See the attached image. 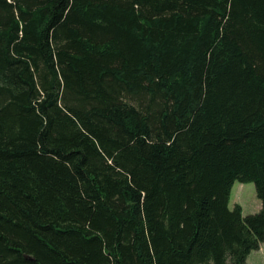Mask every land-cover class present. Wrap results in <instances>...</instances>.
<instances>
[{
  "label": "trees",
  "instance_id": "16d2710c",
  "mask_svg": "<svg viewBox=\"0 0 264 264\" xmlns=\"http://www.w3.org/2000/svg\"><path fill=\"white\" fill-rule=\"evenodd\" d=\"M261 246L264 0H0V264Z\"/></svg>",
  "mask_w": 264,
  "mask_h": 264
},
{
  "label": "rangeland",
  "instance_id": "374dc122",
  "mask_svg": "<svg viewBox=\"0 0 264 264\" xmlns=\"http://www.w3.org/2000/svg\"><path fill=\"white\" fill-rule=\"evenodd\" d=\"M236 205L244 208L243 214L245 216L256 214L261 210L262 202L257 197L255 183L236 182L234 184L229 207L232 210ZM248 264H264V246H261L260 250L251 253L248 258Z\"/></svg>",
  "mask_w": 264,
  "mask_h": 264
},
{
  "label": "crops",
  "instance_id": "0c3cea01",
  "mask_svg": "<svg viewBox=\"0 0 264 264\" xmlns=\"http://www.w3.org/2000/svg\"><path fill=\"white\" fill-rule=\"evenodd\" d=\"M243 208V207H242ZM243 212H244V208H243Z\"/></svg>",
  "mask_w": 264,
  "mask_h": 264
}]
</instances>
